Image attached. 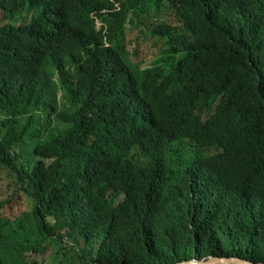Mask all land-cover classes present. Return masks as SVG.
I'll return each instance as SVG.
<instances>
[{
    "label": "trees",
    "instance_id": "1",
    "mask_svg": "<svg viewBox=\"0 0 264 264\" xmlns=\"http://www.w3.org/2000/svg\"><path fill=\"white\" fill-rule=\"evenodd\" d=\"M2 172L0 264L264 262V0H0Z\"/></svg>",
    "mask_w": 264,
    "mask_h": 264
},
{
    "label": "rangeland",
    "instance_id": "2",
    "mask_svg": "<svg viewBox=\"0 0 264 264\" xmlns=\"http://www.w3.org/2000/svg\"><path fill=\"white\" fill-rule=\"evenodd\" d=\"M100 26H101V24L98 23V27H100ZM130 36H132V37H130L129 41L133 40V39L136 41L137 37L140 36V29L134 31ZM130 46L132 48H134L132 44H130ZM139 55L145 57V60L141 64L138 65V67H137L138 70H143V69H146L147 67L151 66L153 61L157 58V56L148 55L143 47H141V51H140ZM0 188L2 189L1 190V196H0V199L2 201L7 200L13 194V185H12L10 177H8V174L6 172L0 173ZM121 199L122 198H120L119 201ZM7 215H8V213H7ZM54 251H55V246L52 245V247L48 248L47 255L41 261V263L51 264ZM67 259H68V257H67Z\"/></svg>",
    "mask_w": 264,
    "mask_h": 264
},
{
    "label": "water",
    "instance_id": "3",
    "mask_svg": "<svg viewBox=\"0 0 264 264\" xmlns=\"http://www.w3.org/2000/svg\"><path fill=\"white\" fill-rule=\"evenodd\" d=\"M175 264H264V262H253L248 259H242L240 257H209L204 261L186 260Z\"/></svg>",
    "mask_w": 264,
    "mask_h": 264
}]
</instances>
